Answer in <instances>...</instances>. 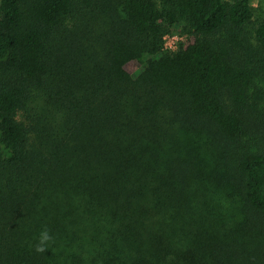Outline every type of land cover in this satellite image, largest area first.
I'll list each match as a JSON object with an SVG mask.
<instances>
[{
  "label": "trees",
  "instance_id": "trees-1",
  "mask_svg": "<svg viewBox=\"0 0 264 264\" xmlns=\"http://www.w3.org/2000/svg\"><path fill=\"white\" fill-rule=\"evenodd\" d=\"M162 3L0 1V264H264V20Z\"/></svg>",
  "mask_w": 264,
  "mask_h": 264
},
{
  "label": "rangeland",
  "instance_id": "rangeland-1",
  "mask_svg": "<svg viewBox=\"0 0 264 264\" xmlns=\"http://www.w3.org/2000/svg\"><path fill=\"white\" fill-rule=\"evenodd\" d=\"M1 1V0H0ZM160 6L163 5V0H156ZM235 1V0H229ZM253 9L255 16L251 23V28L256 27L260 22L264 20V0H253ZM188 35L183 32V23L176 24L173 28L167 29L163 36L165 51H177L187 41ZM130 71L137 74L140 70L138 65H131ZM261 87H264V83H259ZM260 124L264 127V112L260 115Z\"/></svg>",
  "mask_w": 264,
  "mask_h": 264
},
{
  "label": "clouds",
  "instance_id": "clouds-1",
  "mask_svg": "<svg viewBox=\"0 0 264 264\" xmlns=\"http://www.w3.org/2000/svg\"><path fill=\"white\" fill-rule=\"evenodd\" d=\"M52 242H54V237L52 236L50 229L45 226L39 234L34 250L37 253H44L48 249L49 244Z\"/></svg>",
  "mask_w": 264,
  "mask_h": 264
}]
</instances>
